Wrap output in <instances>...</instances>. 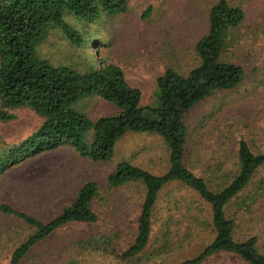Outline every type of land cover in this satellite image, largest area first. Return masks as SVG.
I'll return each mask as SVG.
<instances>
[{
    "label": "rangeland",
    "instance_id": "1",
    "mask_svg": "<svg viewBox=\"0 0 264 264\" xmlns=\"http://www.w3.org/2000/svg\"><path fill=\"white\" fill-rule=\"evenodd\" d=\"M217 1L128 0L125 13L103 15L94 22L69 16L68 22L84 35L86 42L73 45L59 28L52 27L38 45L37 55L80 72L103 62L113 63L122 69L127 83L140 90L141 103L149 105L154 100L156 79L166 68L186 75L199 64L194 46L207 33L208 11ZM228 3L244 10V20L230 29L221 60L241 66L243 78L234 88L215 91L197 102L185 117V164L212 190L235 176L239 139L245 140L253 153H264V0ZM78 108L91 120L118 113L113 103L98 95L85 98ZM9 112L15 118L0 121V153L19 144L42 121L27 106ZM122 160L161 174L168 168V147L157 134L129 132L106 162L82 157L65 144L3 168L0 203L42 222L50 221L69 205L83 184L94 181L98 185V193L91 201L97 222L63 226L37 243L22 264H176L195 256L212 240L209 205L194 191L170 183L159 192L147 247L132 258H122V251L134 239L145 192L140 181L117 187L109 184L108 176ZM200 213L203 224L193 218ZM225 214L233 222V238L243 241L255 236L256 248L264 255V164L225 206ZM33 231L20 219L0 212V264H8L13 250ZM89 235L108 236V250H89L74 243ZM164 239L168 240L166 246H162ZM202 264L247 263L221 252Z\"/></svg>",
    "mask_w": 264,
    "mask_h": 264
},
{
    "label": "trees",
    "instance_id": "2",
    "mask_svg": "<svg viewBox=\"0 0 264 264\" xmlns=\"http://www.w3.org/2000/svg\"><path fill=\"white\" fill-rule=\"evenodd\" d=\"M128 0H0V121L15 118L10 109L31 108L42 121L19 144L0 153V174L3 168L19 164L26 157L54 151L62 145L71 146L80 156L94 162L112 159L116 145L127 133H154L168 147V168L153 174L126 160L119 161L108 176L111 186L131 181L143 183L145 192L137 217L132 243L121 257L132 258L147 247L152 233V216L159 192L170 183H179L194 191L210 207L212 240L195 256L176 264H202L217 253H229L247 264H264V255L256 248L255 236L237 241L232 236L233 222L225 214V206L250 182L255 170L264 164V153H253L247 142L238 141L237 172L217 190L195 175L185 164L188 132L186 114L205 97L218 90L237 86L243 69L231 61L221 60L228 45L230 29L244 20V10L218 0L208 11V31L195 43L199 64L186 75L168 67L156 79L154 100L141 103V92L130 86L122 69L110 62L80 72L66 65H54L37 55L40 42L52 27L59 28L73 45L86 42L84 35L67 20L94 22L103 15H119L127 10ZM150 7L145 11L147 15ZM92 95L113 103L116 115L91 120L78 108ZM98 185L89 181L81 186L74 200L50 221L42 222L6 203L0 212L20 219L34 228L11 253L8 264L22 260L40 241L69 223H95L98 220L91 201ZM200 223L203 216L193 215ZM171 215L165 221L168 225ZM164 236V235H163ZM162 246H166L164 239ZM80 248L108 250L109 237L89 235L74 242Z\"/></svg>",
    "mask_w": 264,
    "mask_h": 264
}]
</instances>
